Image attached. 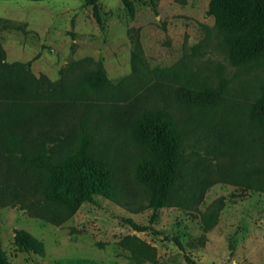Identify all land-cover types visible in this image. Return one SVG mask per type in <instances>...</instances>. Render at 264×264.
<instances>
[{"label":"rangeland","instance_id":"374dc122","mask_svg":"<svg viewBox=\"0 0 264 264\" xmlns=\"http://www.w3.org/2000/svg\"><path fill=\"white\" fill-rule=\"evenodd\" d=\"M128 1L129 9L99 0L102 26L86 0H0V73L22 63L58 88L83 87L102 70L117 90L82 94L77 105L93 119L117 101V127L101 145L114 163L116 198L97 195L72 215L54 205L43 212L48 220L23 208L37 197V170L0 157V255L9 264H264V108L254 113L264 58L232 61L213 0ZM187 82L215 89L218 103L183 106L176 89ZM143 103L167 104L197 131L156 214L137 178L143 147L128 124ZM16 229L42 241L44 253L22 251Z\"/></svg>","mask_w":264,"mask_h":264},{"label":"trees","instance_id":"16d2710c","mask_svg":"<svg viewBox=\"0 0 264 264\" xmlns=\"http://www.w3.org/2000/svg\"><path fill=\"white\" fill-rule=\"evenodd\" d=\"M86 1L95 5V17L103 26L99 0ZM124 2L131 8L128 0ZM212 11L227 33L235 64L264 58V0H213ZM10 70V79L4 81L5 72ZM176 90L182 95L179 103L190 109L211 107L219 100L215 89L188 82ZM82 94L117 95V90L109 88L102 70L88 78L83 87L63 81L58 88L44 77L37 78L22 63L4 65L0 73V157L18 159L37 170L42 178L37 197L23 201V208L38 216L46 217L44 210L54 205L72 215L97 195L116 198L114 163L101 145L105 135L117 127V101L110 105L111 113L96 114L91 119V115L87 118L78 113ZM140 107L129 114L128 124L143 147L137 178L151 191L150 208L156 214L171 198L182 175L186 145L197 131L167 104L143 103ZM263 108L264 92L254 113L260 114ZM91 120L92 126H88ZM128 222L143 230L131 219ZM15 242L22 251L41 255L45 251L44 243L23 229H16ZM187 258L190 264H197ZM0 264L9 263L0 255Z\"/></svg>","mask_w":264,"mask_h":264}]
</instances>
